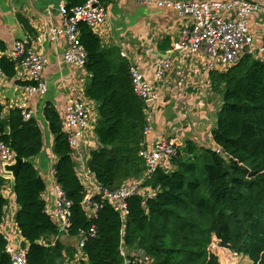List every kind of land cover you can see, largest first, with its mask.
I'll list each match as a JSON object with an SVG mask.
<instances>
[{
  "label": "trees",
  "instance_id": "1",
  "mask_svg": "<svg viewBox=\"0 0 264 264\" xmlns=\"http://www.w3.org/2000/svg\"><path fill=\"white\" fill-rule=\"evenodd\" d=\"M86 1L67 0V4ZM79 28L90 76L84 91L96 104L95 133L101 144L91 151L88 167L100 189L115 191L131 180L139 181L142 188L127 198L126 220L101 190L92 197V205L98 206L92 215L83 204L87 187L77 170L62 115L52 102L46 104L44 117L58 158L56 181L71 202L67 234L87 235L82 248L86 261L222 264L211 250L217 240L221 247L247 257L250 264H264V51L247 53L226 71H210L211 89L221 98L212 130L215 147L186 139L177 156L147 175L140 152L147 147L145 128L151 107L134 92L131 63L119 47L104 45L86 23ZM0 50H5L2 42ZM0 71L15 77L18 61L2 56ZM0 143L24 160L14 181L19 205L15 219L29 243V264H70L77 249L60 240L59 227L43 198L45 181L33 163L45 145L41 126L34 117L26 119L18 106L7 112L1 96ZM5 183L0 175V223L8 204L2 194ZM92 228L94 236L89 235ZM7 244L0 233V264H11Z\"/></svg>",
  "mask_w": 264,
  "mask_h": 264
},
{
  "label": "crops",
  "instance_id": "2",
  "mask_svg": "<svg viewBox=\"0 0 264 264\" xmlns=\"http://www.w3.org/2000/svg\"><path fill=\"white\" fill-rule=\"evenodd\" d=\"M62 1L67 3V0H0V42L5 44V50H0V58L6 56L18 61L14 47L17 41H22L28 49L40 51L46 59L42 72V79L48 86L45 94L25 92L23 85L17 81L29 79L19 63L15 77L8 78L0 73V96L7 112L11 107L24 106L41 126L45 145L42 152L33 158V163L46 184L43 198L49 213L56 207L57 182L54 167L58 158L53 149L54 135L44 117V108L48 102H52L61 111L71 96H80L89 101L94 123L76 150L74 158L80 177L85 176L92 181L89 186L91 191L96 193L100 190L88 167L91 151L101 146L94 128L98 118L96 104L87 99L84 91L85 84L90 79L89 73L85 67L69 65L64 61V52L68 46L65 34L59 35L55 40L47 39L42 44L37 42L38 36L45 31L64 26V18L59 11ZM253 1L264 5V0ZM104 5L108 11L107 19L96 33L100 35L104 45L120 48L121 54H125L130 63L155 86L159 97L149 110L147 148L157 139L171 135L182 143L186 139H192L197 145L215 147L212 130L216 126L221 98L211 89L210 72L205 68L206 57L201 53L193 55L173 49L176 34L190 23L191 16L182 17L174 7L138 0H107ZM250 24L257 38V45H263L264 14L254 13L250 17ZM166 58L171 60V66L159 81L156 77L158 65ZM1 164L2 160L0 175L6 178L2 194L7 198L8 204L5 217L0 223V233L5 235L10 244L18 247L26 239L15 219L19 205L14 191V179L2 170ZM59 238L65 245L77 249V257L70 264H88L78 247L79 238L67 233H62Z\"/></svg>",
  "mask_w": 264,
  "mask_h": 264
},
{
  "label": "built area",
  "instance_id": "3",
  "mask_svg": "<svg viewBox=\"0 0 264 264\" xmlns=\"http://www.w3.org/2000/svg\"><path fill=\"white\" fill-rule=\"evenodd\" d=\"M138 1L174 7L182 17L190 15V23L182 27L176 34L173 49L193 55L199 53L205 55V68L209 72L211 70L226 71L247 53H261L264 51L263 45H257V38L250 24V17L254 13L264 14V5L256 1ZM59 11L64 18V26L60 28L52 27L48 31H45L38 36L37 42L42 44L47 39L55 40L59 35L65 34L68 46L64 52V61L69 65L85 67L87 51L80 39L79 25L86 23L96 32L107 19V8L100 0H87L84 4L72 7H68V4L62 1L59 5ZM14 54L18 58V64L20 63V66H22V71L25 72L27 79L35 82L33 85L23 86L25 92L28 94H45L48 91V86L42 79V72L46 64L43 54L35 49H28L22 41L15 43ZM122 55L124 56L125 54ZM170 66L171 60L169 58L160 61L158 71L156 72V77L159 81L163 79L165 70ZM131 79L134 92L146 103L153 100L154 104H156L159 97L155 86L132 64ZM18 107L23 109L26 119L33 117L31 111L24 106ZM60 113L62 115L64 131L67 133L73 150V156L75 157L76 150L80 147L87 131L94 123L93 109L88 100L80 96H71L67 99L65 107ZM148 129L149 124L145 128L146 134L148 133ZM178 146L175 137H164L157 139L151 147L144 148L140 152V155L146 164V174L149 175L154 172L159 165L169 163L171 158L178 155ZM217 151L220 152L219 149ZM15 156L16 154L7 145L0 143V160L13 163ZM81 179L87 187L83 204L89 208L92 215H95L98 206L92 205V197L95 193L89 188L92 181L85 176ZM140 185L139 181L131 180L125 182L115 191H109L108 189L100 190L103 196L121 214L122 219L126 220L128 214L127 198L141 193L142 188ZM56 192V207L52 213H49L50 210L47 211L57 223L60 233H68V229L71 226V202L67 199L64 191L58 184L56 185ZM94 234L95 230L92 228L89 235L94 236ZM86 240V234L79 238L78 247L80 248L81 255H83L82 248ZM6 250L10 255L11 264H29L27 258L28 248L15 247L8 242ZM123 254H125L124 251Z\"/></svg>",
  "mask_w": 264,
  "mask_h": 264
},
{
  "label": "rangeland",
  "instance_id": "4",
  "mask_svg": "<svg viewBox=\"0 0 264 264\" xmlns=\"http://www.w3.org/2000/svg\"><path fill=\"white\" fill-rule=\"evenodd\" d=\"M211 250L215 252L222 264H250V261L245 256L236 255L233 251L221 247L217 240L211 245Z\"/></svg>",
  "mask_w": 264,
  "mask_h": 264
},
{
  "label": "water",
  "instance_id": "5",
  "mask_svg": "<svg viewBox=\"0 0 264 264\" xmlns=\"http://www.w3.org/2000/svg\"><path fill=\"white\" fill-rule=\"evenodd\" d=\"M147 104L151 107L152 105H154V102H153V100H150V101H147ZM168 137H174V136L171 135V136H168ZM177 143H178V145H181L182 142H181L180 139H177ZM23 161H24L23 158H20L19 156L16 155L15 156V161L13 163L2 161V164H1L2 170L5 173L10 174L12 176V178L14 179V181H15ZM20 247L21 248H28L29 247V243L27 242V240L21 241L20 242Z\"/></svg>",
  "mask_w": 264,
  "mask_h": 264
}]
</instances>
